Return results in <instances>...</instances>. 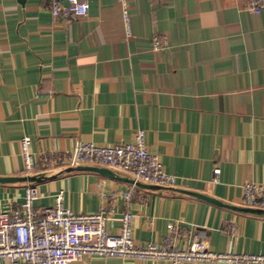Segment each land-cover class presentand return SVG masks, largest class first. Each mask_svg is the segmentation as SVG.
I'll list each match as a JSON object with an SVG mask.
<instances>
[{
	"label": "crops",
	"instance_id": "crops-1",
	"mask_svg": "<svg viewBox=\"0 0 264 264\" xmlns=\"http://www.w3.org/2000/svg\"><path fill=\"white\" fill-rule=\"evenodd\" d=\"M89 4L88 14L64 18L53 15L50 0H0V176L28 173L27 135L37 173L46 171L45 153L72 151L80 141L130 142L144 129L149 149L177 177L175 187L245 206L244 184L264 183V10L252 12L248 0ZM63 169L36 184L37 211L63 191L73 212L109 215L112 233L132 213L140 245L162 242L176 222L181 246L202 239L216 252L264 253V216L136 185L128 200L127 181ZM28 185L0 183V208L20 205ZM70 264L172 263L91 254Z\"/></svg>",
	"mask_w": 264,
	"mask_h": 264
},
{
	"label": "built area",
	"instance_id": "built-area-1",
	"mask_svg": "<svg viewBox=\"0 0 264 264\" xmlns=\"http://www.w3.org/2000/svg\"><path fill=\"white\" fill-rule=\"evenodd\" d=\"M125 3V0H120ZM89 0H50L55 17H81L88 14ZM248 9L254 13L264 10V0H248ZM127 32L130 33V16L124 8ZM155 49L163 46L162 38L154 35ZM25 168L28 173L37 169L29 135L21 141ZM46 171L76 165L107 166L147 183L176 186L177 177L169 173L147 144L144 129H139L132 141L99 145L80 141L72 151H50L42 156ZM217 180L220 168L215 169ZM135 185L124 193L130 200ZM39 197L36 185L26 187L24 201L7 209L0 208V258L6 264H70L91 254L137 260H166L172 264L186 261L221 262L223 264H264V253L235 252L232 249L216 252L202 239H194L187 246L178 244L180 226L168 224V233L162 242L138 244L133 234V214L126 212L120 218L118 233L108 229L109 215L104 211L77 214L63 203V191L52 206L41 211L35 208ZM242 204L264 209V183L249 181L244 184ZM236 225H232V230Z\"/></svg>",
	"mask_w": 264,
	"mask_h": 264
},
{
	"label": "water",
	"instance_id": "water-1",
	"mask_svg": "<svg viewBox=\"0 0 264 264\" xmlns=\"http://www.w3.org/2000/svg\"><path fill=\"white\" fill-rule=\"evenodd\" d=\"M64 171H97L101 174L120 179L123 181H127L130 184L148 188V189H156V190H173V191H179L183 193H187L199 198L206 199L208 201H211L213 203H217L220 205L228 206L232 209H235L237 211H242L244 213L254 214V215H261L264 216V209L261 208H254V207H248V206H236V205H229L226 203H223V201H220L218 199H215L209 195H206L204 193L191 191L188 189L178 188L175 186H165V185H159V184H153V183H147L140 180H136L134 177L125 174L123 172H119L116 170H113L111 167L107 166H100V165H89V164H83V165H76L71 167H66L63 169ZM63 172V171H62ZM49 171H43V172H37V173H27L24 175H15V176H0V183H28L31 185H36L37 183H40L48 178L55 177V175H49ZM123 173V174H122Z\"/></svg>",
	"mask_w": 264,
	"mask_h": 264
}]
</instances>
